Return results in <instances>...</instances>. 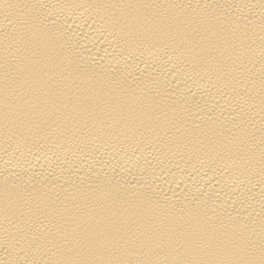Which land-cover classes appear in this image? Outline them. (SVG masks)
<instances>
[{"label":"bare ground","instance_id":"6f19581e","mask_svg":"<svg viewBox=\"0 0 264 264\" xmlns=\"http://www.w3.org/2000/svg\"><path fill=\"white\" fill-rule=\"evenodd\" d=\"M0 264H264V0H0Z\"/></svg>","mask_w":264,"mask_h":264}]
</instances>
